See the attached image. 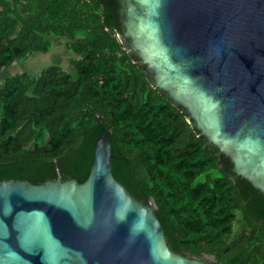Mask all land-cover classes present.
Wrapping results in <instances>:
<instances>
[{"label": "trees", "instance_id": "16d2710c", "mask_svg": "<svg viewBox=\"0 0 264 264\" xmlns=\"http://www.w3.org/2000/svg\"><path fill=\"white\" fill-rule=\"evenodd\" d=\"M117 1L0 0V71L48 52L50 36L78 56L73 75L52 64L4 78L0 181L56 180L58 166L61 180L83 182L98 136L109 132L113 176L137 200L153 198L173 251L264 264L255 250L264 246V194L150 85L117 37Z\"/></svg>", "mask_w": 264, "mask_h": 264}, {"label": "water", "instance_id": "95a60500", "mask_svg": "<svg viewBox=\"0 0 264 264\" xmlns=\"http://www.w3.org/2000/svg\"><path fill=\"white\" fill-rule=\"evenodd\" d=\"M121 3L163 94L264 193V0ZM112 155L105 132L83 182L61 180L58 166L56 180L0 181V264H214L168 246L153 198L115 179Z\"/></svg>", "mask_w": 264, "mask_h": 264}, {"label": "rangeland", "instance_id": "374dc122", "mask_svg": "<svg viewBox=\"0 0 264 264\" xmlns=\"http://www.w3.org/2000/svg\"><path fill=\"white\" fill-rule=\"evenodd\" d=\"M49 38L51 46L48 52H33L24 59L14 62L13 65H11L6 70L0 71V86L4 78L9 75L22 71H27L30 74H36L39 73L43 68L52 64L60 65L70 74H75V69L71 60L77 58L78 56L71 50L67 49V39L56 36H50ZM241 228V223L236 221L234 223V236L239 235ZM255 250L260 254H263L264 246L258 245L255 247Z\"/></svg>", "mask_w": 264, "mask_h": 264}, {"label": "flooded vegetation", "instance_id": "af4514ba", "mask_svg": "<svg viewBox=\"0 0 264 264\" xmlns=\"http://www.w3.org/2000/svg\"><path fill=\"white\" fill-rule=\"evenodd\" d=\"M118 6H116L117 8V18H118V21L120 23V29L121 31L117 32V37L119 38L120 42L122 43L124 49L129 52L130 54H132L134 57H135V62H137L140 67L142 68V70L144 71V73L147 75V78H148V81L150 83V85L155 88L163 97L167 98L170 102H171V99L168 97V96H165L163 93H164V87L162 85H160L157 80H156V75H155V72L154 70L151 68L150 65L147 64V62H144L140 56L138 55V50L136 49H133L131 47V44H132V39L130 37H128V35L126 34V28H125V23L122 19V10H123V5L121 3V0H118ZM172 104V103H171ZM178 108H181L183 110V112L185 113V118L187 119V116H188V113H187V110L183 107V106H178ZM188 120V119H187ZM191 121H193V119H191ZM188 122L190 123V121L188 120ZM194 127V126H193ZM195 130L197 131L198 134H200L199 130L194 127ZM203 138V140L207 143H211L213 144L212 142L208 141L207 139H204V136L202 134H200ZM215 145V144H213ZM216 146V145H215ZM217 147V146H216ZM218 148V147H217ZM219 150V148H218ZM220 151V150H219ZM232 169V168H231ZM233 171V170H232ZM234 175H237V176H241L239 174H236L234 171H233ZM243 177V176H241ZM245 178V177H243ZM246 180H248L247 178H245ZM249 181V180H248ZM256 188V187H255ZM259 192H262L260 191L258 188H256ZM263 193V192H262ZM264 194V193H263ZM258 246V245H256ZM203 259V258H202Z\"/></svg>", "mask_w": 264, "mask_h": 264}]
</instances>
